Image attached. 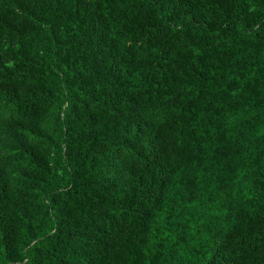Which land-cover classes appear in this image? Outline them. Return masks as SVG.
<instances>
[{
  "label": "trees",
  "instance_id": "1",
  "mask_svg": "<svg viewBox=\"0 0 264 264\" xmlns=\"http://www.w3.org/2000/svg\"><path fill=\"white\" fill-rule=\"evenodd\" d=\"M0 264H264V0H0Z\"/></svg>",
  "mask_w": 264,
  "mask_h": 264
}]
</instances>
